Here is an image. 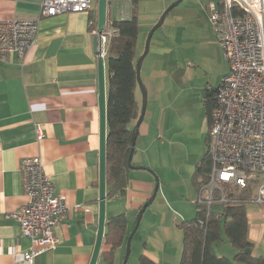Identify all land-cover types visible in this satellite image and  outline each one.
I'll list each match as a JSON object with an SVG mask.
<instances>
[{"label": "crops", "instance_id": "1", "mask_svg": "<svg viewBox=\"0 0 264 264\" xmlns=\"http://www.w3.org/2000/svg\"><path fill=\"white\" fill-rule=\"evenodd\" d=\"M39 2L0 0V19H34L39 13ZM132 2L125 4L123 17L111 9L110 19L113 11L118 19L130 18ZM96 7L94 0L91 10L42 18L36 42L25 55L11 53L0 60V264H27L17 261L16 256L36 247L21 235L17 220L7 215L27 200L20 161L38 155L56 192L71 211L54 228L55 245L35 256L31 264H89L91 259L97 237L99 194V57L92 32L97 27ZM154 22L155 19L149 22V27ZM138 42L139 31L137 58L143 48H138ZM168 54L165 47L153 43L142 61L140 75L147 103L131 159L135 167L128 168L122 193L114 190L113 184L107 187L110 193L106 196L103 238L95 264H122L127 236L140 207L152 195L155 182L158 183L155 197L145 208L133 234L126 264H143L142 258L153 264H179L182 227L196 213L195 171L208 147L201 152H181L177 159L173 146L179 142L185 146L191 140L170 123L177 118L176 109L167 111L163 101L167 71L175 73L178 68L175 61L166 64L161 60ZM103 62L106 88L105 58ZM135 97L139 110L131 128L140 114L138 87ZM206 114L209 132L207 108ZM37 130L41 132L40 139ZM168 171L173 174L172 179H168ZM244 205L248 239L253 244L250 252L264 256V203L250 201ZM119 213H124L125 221L113 246L107 240L112 229L106 225L109 218ZM215 252L231 258L236 249L218 241Z\"/></svg>", "mask_w": 264, "mask_h": 264}, {"label": "built area", "instance_id": "2", "mask_svg": "<svg viewBox=\"0 0 264 264\" xmlns=\"http://www.w3.org/2000/svg\"><path fill=\"white\" fill-rule=\"evenodd\" d=\"M94 0H40L38 16L31 20L0 19V60L11 53L23 57L35 44L40 21L66 12L93 9ZM129 0H106L107 14L101 31L92 29L98 57L105 58L110 39L119 29L112 24L110 11L125 16ZM208 18L228 61V72L219 85L209 88L210 103L207 179L196 188L195 205L206 215L217 202L264 203V0L209 1ZM37 138H41L39 130ZM25 204L9 212L17 220L21 235L34 249L16 256L31 264L33 258L57 241L54 228L71 209L56 192L41 157L20 161ZM250 190L249 198L240 197ZM76 208H80L76 205ZM222 217V212H216ZM194 222L202 227L206 218Z\"/></svg>", "mask_w": 264, "mask_h": 264}, {"label": "trees", "instance_id": "3", "mask_svg": "<svg viewBox=\"0 0 264 264\" xmlns=\"http://www.w3.org/2000/svg\"><path fill=\"white\" fill-rule=\"evenodd\" d=\"M112 24L119 29L107 46L106 59V195L110 193L107 187L113 184V189L123 192L122 185L127 180V158L131 144L133 128L130 123L137 117L138 103L135 92L136 81V41L139 31L136 16L128 19L113 20ZM208 109L210 103L208 102ZM209 144V143H208ZM210 167L208 149L198 163L195 171L196 188L206 181ZM250 190L240 197L249 198ZM195 218L186 221L182 227V253L179 264H264V256H255L251 250L253 244L248 239V224L244 203L217 202L213 210L206 215L195 205ZM218 211L222 217L217 216ZM199 216L206 218L204 226L199 227L195 220ZM203 217V218H204ZM228 219L221 225V219ZM125 221L124 213H119L107 221V227L112 229L107 240L115 246L120 238L121 228ZM224 236V237H223ZM225 238V239H224ZM225 241L236 249L231 258L218 256L215 245ZM143 264H153L142 258Z\"/></svg>", "mask_w": 264, "mask_h": 264}, {"label": "rangeland", "instance_id": "4", "mask_svg": "<svg viewBox=\"0 0 264 264\" xmlns=\"http://www.w3.org/2000/svg\"><path fill=\"white\" fill-rule=\"evenodd\" d=\"M172 1L174 0H133L130 5L139 26L138 48L142 46V52L149 29ZM209 1L181 0L166 14L163 23L153 32L150 39L148 52L153 43H158L169 51L161 60L166 64L167 61H175L178 67L173 74L167 71L165 91L162 94L167 111L176 109L174 114L177 118L174 119V123L170 120V123L191 140L185 146L179 141L177 146H173L177 159L181 157V152L194 150L201 152L204 148L206 151L208 147L206 108L208 109L209 105L206 100L207 92L209 88L219 85L229 68L208 18ZM112 19L119 20L115 11L112 12ZM154 19L155 22L149 27V22ZM154 153L155 149L152 148V158L155 157ZM170 156L169 153V159L172 160ZM167 167L169 168L170 164H167ZM166 175L168 179L173 178L169 171ZM195 216L194 213L186 220L190 221ZM226 220L228 219L222 218L221 225Z\"/></svg>", "mask_w": 264, "mask_h": 264}, {"label": "water", "instance_id": "5", "mask_svg": "<svg viewBox=\"0 0 264 264\" xmlns=\"http://www.w3.org/2000/svg\"><path fill=\"white\" fill-rule=\"evenodd\" d=\"M181 0H174L172 1L166 9L161 13L158 20L154 25L149 29V32L147 34L144 50L143 52L138 56L136 60V81L138 88L141 93V106H140V114L135 122L134 128L132 130L131 134V144H130V150L127 158V166L129 168H134L131 164V159L133 156V151L135 147V140L137 136L138 126L143 120L146 103H147V95H146V88L144 86V83L140 76V69L142 61L145 57V55L148 52L150 39L153 34V32L161 26V24L164 21V18L166 14L175 6L177 5ZM107 14V7H106V0H97V7H96V24L97 29L99 31L102 30L103 25L105 23ZM98 109H99V148H98V228H97V237L96 242L94 246V250L91 255V259L89 261V264H95L96 259L98 257L100 245L102 243L103 238V230H104V224H105V205H106V88H105V71H104V62L101 57L98 58ZM138 167V166H137ZM143 168V167H139ZM158 188V183L155 182L154 189L152 192V195L150 198L143 203V205L140 207L136 218L134 226L132 227L130 233L127 236L126 240V247H125V253L122 264H126V260L128 258L129 252H130V242L133 237V234L135 230L138 227L139 221L141 219V216L145 210V208L151 203L153 198L155 197L156 191ZM246 252H250L251 250L246 249Z\"/></svg>", "mask_w": 264, "mask_h": 264}]
</instances>
